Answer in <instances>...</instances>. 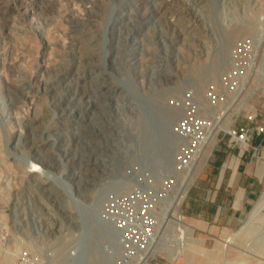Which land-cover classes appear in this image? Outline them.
<instances>
[{
    "label": "rangeland",
    "instance_id": "1",
    "mask_svg": "<svg viewBox=\"0 0 264 264\" xmlns=\"http://www.w3.org/2000/svg\"><path fill=\"white\" fill-rule=\"evenodd\" d=\"M105 69L101 131L90 79ZM173 117L201 141L215 136L193 185L224 139L250 149L228 133L264 132V0H0V264H64L83 235L81 210L111 180L118 189L93 206L102 219L113 200L145 231L155 222L148 264H264V210L250 219L264 190L232 230L162 220L168 179L182 175ZM252 151L264 161V147ZM101 245L111 246L95 231L85 264H100Z\"/></svg>",
    "mask_w": 264,
    "mask_h": 264
},
{
    "label": "bare ground",
    "instance_id": "2",
    "mask_svg": "<svg viewBox=\"0 0 264 264\" xmlns=\"http://www.w3.org/2000/svg\"><path fill=\"white\" fill-rule=\"evenodd\" d=\"M104 68H106L105 61H104ZM109 74L110 73L107 71V69H105L104 73L100 72V73H97L96 75H92L90 79V82L95 87L94 92H97V91L100 92V94L98 95L96 94L97 99L95 102V110L92 113H90L91 114L90 120L94 122L97 121V124L99 125L101 131H104V129H106L104 125V114L106 110L105 109L106 104L104 103V101H105V93L107 91H110V88L107 85V77ZM153 116H155L154 112L151 111L150 113H148V120L152 121ZM165 118H167V115L165 116ZM172 120H173L172 124H175L176 118L173 117ZM163 125L165 127V130L169 131L170 124L163 123ZM152 136H154L158 140H163V138L161 137H160L161 139L157 138L158 137L157 135H152ZM150 138H151V135L149 139H147L148 142L150 141ZM208 140H209L208 141L209 144L206 145V147H201L199 149V154L197 155V158L191 164L192 169L190 173L183 180H180L179 183L176 185V188L174 189L175 192L173 193L174 196H173L172 201L170 202V206L168 208V214L166 218L164 219V222L168 220V221H172V222L179 224L181 227H183V229H188V230L193 229L194 226L187 220V218L180 215L179 207H180L182 200L184 199L186 195V192L189 186L193 183L195 174L201 173L202 169L205 166L206 159L209 156L210 151H211V147L213 143L215 142L214 134L212 138ZM61 176L58 174L56 175L57 182H59V184H62V187H64V189L66 190V193L69 196L72 195L71 193L73 190L72 183L66 179H63ZM101 187L102 188L99 190L95 198V204L98 205L99 207L103 199L106 200L109 197L111 192H115V190L118 189L119 183L115 180H111V181L106 182ZM263 198H264V193L261 199L256 203L255 208L253 209L250 215V219L256 218L261 209L264 210ZM95 204L93 203L92 205L90 204L86 205L87 209L81 210L82 211L81 215L84 216L83 217L84 219L83 220L84 221L83 222L84 223L83 235L80 237L81 241H79L73 254H71V256L65 259L64 264H85V261L88 262V260L92 257L91 254L93 253V250H94L93 235L95 231L100 233V235L103 238L107 237V240L110 242V245H111L110 248L108 249H106L107 246L105 245H104V249L102 245L100 246L101 250L103 249L104 251L103 260L102 259L98 260L100 264H147L148 258L150 256H153V254L156 252V249L154 248V246L148 245V243H152L151 238L154 235L152 233H149V231H145V233H143L139 230L133 231V234L128 235L126 231H128L130 227L126 223L123 224L122 221L119 222L118 219L116 218L117 216L121 214L115 211L114 208H111L113 205V200H108V202H106L104 209L108 207V211H107L108 213L106 215L103 209L102 219L98 212L99 209L93 206ZM91 206L92 208H90ZM111 209L113 210L111 211ZM104 220L106 221V223H109L116 230V232L113 231L112 228L108 224L105 225ZM87 237L92 238L91 239L92 241H90ZM117 243L119 245V249L114 258V253L117 249ZM139 243L140 244L143 243V246L139 247V257L136 259L125 260L124 257L130 256L131 254V251H132L131 246L136 247L139 245ZM142 247L143 249H141ZM142 253L143 255H141ZM81 254H82V257L80 258Z\"/></svg>",
    "mask_w": 264,
    "mask_h": 264
},
{
    "label": "crops",
    "instance_id": "3",
    "mask_svg": "<svg viewBox=\"0 0 264 264\" xmlns=\"http://www.w3.org/2000/svg\"><path fill=\"white\" fill-rule=\"evenodd\" d=\"M250 144L263 148V136L255 135ZM251 150L230 147L224 139L202 179L188 191L182 205L185 217L203 235L235 229L258 201L264 190V161L252 160Z\"/></svg>",
    "mask_w": 264,
    "mask_h": 264
},
{
    "label": "built area",
    "instance_id": "4",
    "mask_svg": "<svg viewBox=\"0 0 264 264\" xmlns=\"http://www.w3.org/2000/svg\"><path fill=\"white\" fill-rule=\"evenodd\" d=\"M248 122L249 123H254V116H249L248 117ZM175 124H176L175 125L176 128L173 130V133L177 136V139H179L176 142V144H177L176 145L177 146V149H176L177 150L176 151L177 152L176 153L177 154L176 163L177 164L175 165V171H176V173H181L182 175H181L180 178L177 177L178 175H175V176L172 175L168 179L169 192L167 193V197L164 198V202H166V204L164 206V211L166 210V207L168 205V200L170 199V197L174 193V189L176 188V185L179 183L180 180H183L190 173V171L192 169V165L191 164L197 158V155L199 154V149L201 147H206V145L209 144L208 138H206V139H204L202 141L200 139H198V137L192 132V130H190V127H189L190 123L188 121H185L183 119H179ZM228 134L230 136L233 135L234 137H237L241 141H244V142L246 140H247V142H251L252 138L255 135H261L264 138L263 128L255 126V125H253L251 127L247 126V128L246 127H240L238 129H234L232 133H228ZM247 145H249L250 148L253 150L252 152H255V150L258 149L257 146H253V145H251L249 143H247ZM193 183L189 186L184 199L186 198L187 193L190 190V188L193 185ZM183 200H182V202H183ZM182 202H181V204H182ZM119 205H121V204H119ZM116 206L118 207V205L114 204V205H112L111 208H114V210H120L121 215L117 216L116 218L118 219L119 222L122 221L123 224L126 223L130 227V229L128 231H126V233L128 235H131V234H133V231H138V230H140L141 232L145 233V230H146L147 227L146 228H141V227H138V226H136L134 224H131V222L129 221L130 215H129L128 211H130V210H128V209H126L124 207H120V206H119L120 208L117 209ZM112 210L113 209H111V211ZM107 211H108V207H106L104 209V213H106V215L108 213ZM180 215L185 217L181 213H180ZM148 219H150V217H148ZM151 220H153V219H151ZM162 220H164V219H162ZM146 222L149 223L148 220H146ZM154 223L152 224L153 227H154ZM153 227H151L150 229H147V230H149V233H152L151 230H152ZM141 246H143V243H141V244L139 243V245L136 246V247L135 246L134 247L131 246V250L132 251H131L130 256L124 257V259L125 260H129V259L138 258L139 257V247H141ZM141 249H143V247ZM151 257H153V256H151ZM151 257H149L148 260ZM147 264H148V261H147Z\"/></svg>",
    "mask_w": 264,
    "mask_h": 264
}]
</instances>
